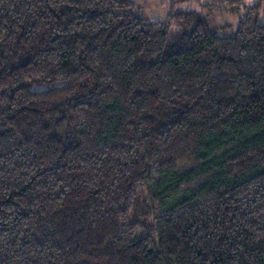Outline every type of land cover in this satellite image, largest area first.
Here are the masks:
<instances>
[{
  "label": "trees",
  "instance_id": "obj_1",
  "mask_svg": "<svg viewBox=\"0 0 264 264\" xmlns=\"http://www.w3.org/2000/svg\"><path fill=\"white\" fill-rule=\"evenodd\" d=\"M134 9L0 0V264H264V23Z\"/></svg>",
  "mask_w": 264,
  "mask_h": 264
},
{
  "label": "rangeland",
  "instance_id": "obj_2",
  "mask_svg": "<svg viewBox=\"0 0 264 264\" xmlns=\"http://www.w3.org/2000/svg\"><path fill=\"white\" fill-rule=\"evenodd\" d=\"M135 9L134 13L147 22H164L169 19L171 12L197 11L206 17L210 30L220 37L229 36L234 33L241 20L253 18V23H264V0H243L237 7L230 6H209L206 0H187L173 2L172 0H132ZM258 5V6H257ZM254 9V7H256ZM173 32L178 30V25L171 20ZM42 87H35V89ZM144 202H147L145 197ZM141 222L151 225V218L145 211V217ZM145 231V230H144Z\"/></svg>",
  "mask_w": 264,
  "mask_h": 264
}]
</instances>
